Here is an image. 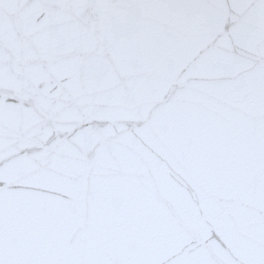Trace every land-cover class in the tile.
<instances>
[{"label":"snow or ice","instance_id":"1","mask_svg":"<svg viewBox=\"0 0 264 264\" xmlns=\"http://www.w3.org/2000/svg\"><path fill=\"white\" fill-rule=\"evenodd\" d=\"M0 264H264V0H0Z\"/></svg>","mask_w":264,"mask_h":264}]
</instances>
